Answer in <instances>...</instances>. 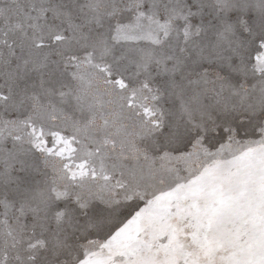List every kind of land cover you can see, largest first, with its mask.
<instances>
[{"label": "snow or ice", "instance_id": "obj_1", "mask_svg": "<svg viewBox=\"0 0 264 264\" xmlns=\"http://www.w3.org/2000/svg\"><path fill=\"white\" fill-rule=\"evenodd\" d=\"M0 264H264V0H0Z\"/></svg>", "mask_w": 264, "mask_h": 264}]
</instances>
